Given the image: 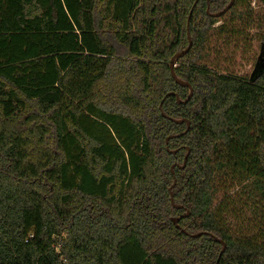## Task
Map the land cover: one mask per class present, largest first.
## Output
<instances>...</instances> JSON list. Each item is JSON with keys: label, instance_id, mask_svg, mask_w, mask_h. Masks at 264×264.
<instances>
[{"label": "trees", "instance_id": "1", "mask_svg": "<svg viewBox=\"0 0 264 264\" xmlns=\"http://www.w3.org/2000/svg\"><path fill=\"white\" fill-rule=\"evenodd\" d=\"M196 1L0 0V264H264V12L239 76L251 0Z\"/></svg>", "mask_w": 264, "mask_h": 264}, {"label": "rangeland", "instance_id": "2", "mask_svg": "<svg viewBox=\"0 0 264 264\" xmlns=\"http://www.w3.org/2000/svg\"><path fill=\"white\" fill-rule=\"evenodd\" d=\"M263 12L264 4L259 0H251L249 8L242 10L243 17L238 19L232 14H226L223 21L228 22L226 23L228 28H233L239 33L229 39L224 37L225 41L220 39L217 42L216 39L215 43L212 42L213 54L210 60L214 65L239 76L249 74L253 70L254 62L260 52L259 36ZM211 40L214 41L215 37ZM233 199L232 228L245 237L264 238V213H260V209L253 208V201L245 196L242 200L239 197Z\"/></svg>", "mask_w": 264, "mask_h": 264}, {"label": "water", "instance_id": "3", "mask_svg": "<svg viewBox=\"0 0 264 264\" xmlns=\"http://www.w3.org/2000/svg\"><path fill=\"white\" fill-rule=\"evenodd\" d=\"M197 1H198V0H197ZM197 1L195 2L194 6L196 5ZM233 3H234V0H232V1L230 2V4H229V5H228V6H227L222 12L217 13V14H214V16L219 17V16L225 14V13L230 9V7L232 6ZM192 11H193V9L191 10L190 13H192ZM188 38H189V46H188V48H187L186 50H184L183 52H181L180 54H177V55H175V56L172 57V59H171V63H170V68H171L172 76L174 77V79H175L178 83L190 87L189 84L180 81V80L177 78V76L175 75V72H174L175 62H176L180 57L184 56V55H185V54L191 49V47H192V40H191V36H190L189 31H188ZM170 94H172V93H170ZM192 95H193V88L190 87V96H189V98H191ZM179 101H180V99H179ZM176 122L180 123V122H182V120H176ZM188 129H189V123H188ZM172 153H174V151H172ZM175 182H176V181H175ZM174 185H175V184H174ZM172 203L174 204L173 194H172ZM175 222H178V220H175ZM198 235H200V234H198ZM193 236H196V235H193ZM219 241L223 244V249H222V251H221V254H222V253L225 251V249H226V244H225L223 241H221V240H219Z\"/></svg>", "mask_w": 264, "mask_h": 264}]
</instances>
